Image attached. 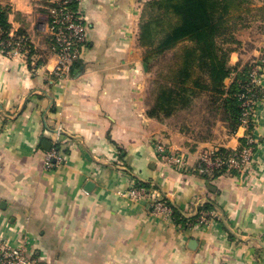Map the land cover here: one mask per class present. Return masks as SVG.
<instances>
[{
	"label": "crops",
	"instance_id": "crops-1",
	"mask_svg": "<svg viewBox=\"0 0 264 264\" xmlns=\"http://www.w3.org/2000/svg\"><path fill=\"white\" fill-rule=\"evenodd\" d=\"M147 1L75 2L88 41L59 74L52 2L0 0L8 36L29 46L14 54L0 38V237L40 264H264V13L230 52L237 69L227 87L242 67L263 63L252 127L234 129L225 95L213 91L197 90L170 115L150 112L157 73L139 39ZM249 134L255 148L243 170H201L206 151L229 152ZM53 148L62 160L47 168ZM134 185L171 201L182 221L155 213L151 196L133 197Z\"/></svg>",
	"mask_w": 264,
	"mask_h": 264
},
{
	"label": "trees",
	"instance_id": "trees-1",
	"mask_svg": "<svg viewBox=\"0 0 264 264\" xmlns=\"http://www.w3.org/2000/svg\"><path fill=\"white\" fill-rule=\"evenodd\" d=\"M250 0H148L140 24V43L146 47V61L153 68L152 59L169 57L164 72H158L157 97L150 110L152 114H172L181 104L190 103L197 90L213 91L222 99L221 105L230 114L231 126L242 123L243 109L238 93L242 83L249 81L254 63L238 70L236 80L227 87L225 80L237 69L230 63L232 44L238 43L235 32L242 12ZM75 6V3H74ZM264 6H261V9ZM249 9V8H246ZM10 8L0 4V38H6L10 29ZM264 13V12H263ZM235 21V22H234ZM237 22V23H236ZM246 139L242 138L244 143ZM228 152V150L221 148ZM219 171L217 173H223ZM174 221L181 214L175 209ZM210 209L211 205H206ZM205 215L209 216V211Z\"/></svg>",
	"mask_w": 264,
	"mask_h": 264
},
{
	"label": "built area",
	"instance_id": "built-area-1",
	"mask_svg": "<svg viewBox=\"0 0 264 264\" xmlns=\"http://www.w3.org/2000/svg\"><path fill=\"white\" fill-rule=\"evenodd\" d=\"M82 0H50L51 20L48 24V33L51 35L50 50L56 56L57 65L55 72L67 74L74 63L80 59L88 41V27L85 16L74 3ZM1 33V30H0ZM9 52L18 54L23 50H29L28 37L13 38V34L2 41ZM264 56V55H263ZM264 62V57L262 58ZM263 63L253 64L249 72V81L242 83V90L238 93L243 109L242 123L250 128L253 123L254 106L256 99L262 93L260 86V75ZM158 151L166 157L165 145L156 143ZM255 139L249 134L241 147L229 152H221L219 149L206 151L202 157V171L205 172H231L243 170L254 153ZM62 155L53 148L46 157V167L51 168L55 162H60ZM172 163L178 158L171 159ZM178 163V162H177ZM184 165L183 163H181ZM130 194L133 197L152 198L153 211L157 214L172 218L174 210L172 204L166 199L151 195L145 186L134 185ZM208 217L202 212L199 223L206 222ZM0 264H40V259L32 254L26 245L13 246L8 240L0 237Z\"/></svg>",
	"mask_w": 264,
	"mask_h": 264
},
{
	"label": "rangeland",
	"instance_id": "rangeland-1",
	"mask_svg": "<svg viewBox=\"0 0 264 264\" xmlns=\"http://www.w3.org/2000/svg\"><path fill=\"white\" fill-rule=\"evenodd\" d=\"M260 2L263 3L262 6H264V0H250L248 3H246V5L244 6V10H242V12H236L234 13L235 16H237L239 13L243 14V16H245V18L243 20H239L238 21V25H239V28L238 30L235 32L236 34V37L237 35L239 34L240 32V29H242L243 27H245V25H248L253 19V15L255 14V12H264V9L262 8L261 9V6H259L258 4H261ZM254 5V6H253ZM246 8H249V9H246ZM235 22V21H234ZM253 22V21H252ZM237 23V22H236ZM251 24V23H250ZM254 24V23H252ZM232 45H235L232 44ZM172 52L173 51H170L168 52V55L165 56V58H163L162 56L158 57L157 58H154L152 59V64H153V68L154 70L156 71V75H157V79H158V72H164L165 71V68L167 66V62L169 60V57L172 55ZM255 64V63H254ZM177 120H178V116H177ZM253 124V123H252ZM252 127V125H251ZM251 129V128H250ZM247 138V137H246ZM245 143V142H244ZM243 143V144H244Z\"/></svg>",
	"mask_w": 264,
	"mask_h": 264
},
{
	"label": "water",
	"instance_id": "water-1",
	"mask_svg": "<svg viewBox=\"0 0 264 264\" xmlns=\"http://www.w3.org/2000/svg\"><path fill=\"white\" fill-rule=\"evenodd\" d=\"M50 146H51L50 142L47 141V146H46V148H47L48 150L50 149ZM193 242L196 243V240H194ZM191 245H192V247H194V246H193V243H191Z\"/></svg>",
	"mask_w": 264,
	"mask_h": 264
}]
</instances>
